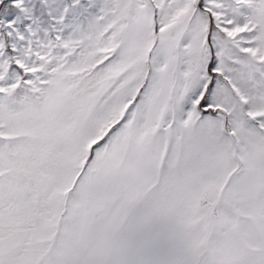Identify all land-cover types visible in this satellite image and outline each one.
I'll return each mask as SVG.
<instances>
[{"label": "snow or ice", "instance_id": "1", "mask_svg": "<svg viewBox=\"0 0 264 264\" xmlns=\"http://www.w3.org/2000/svg\"><path fill=\"white\" fill-rule=\"evenodd\" d=\"M0 264H264V0H0Z\"/></svg>", "mask_w": 264, "mask_h": 264}]
</instances>
